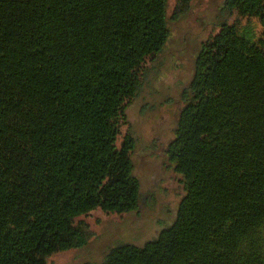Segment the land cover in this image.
<instances>
[{"label":"trees","instance_id":"1","mask_svg":"<svg viewBox=\"0 0 264 264\" xmlns=\"http://www.w3.org/2000/svg\"><path fill=\"white\" fill-rule=\"evenodd\" d=\"M248 18L264 28V0H0V264H264ZM164 107L169 137L144 144L135 124ZM170 170L173 196L145 187Z\"/></svg>","mask_w":264,"mask_h":264},{"label":"rangeland","instance_id":"2","mask_svg":"<svg viewBox=\"0 0 264 264\" xmlns=\"http://www.w3.org/2000/svg\"><path fill=\"white\" fill-rule=\"evenodd\" d=\"M243 23L244 25L242 27V33L248 39L252 41H256V39L259 38L262 32L264 31V28L260 20L257 18L244 19ZM187 30H188V27L186 26L185 18L175 23L173 25L174 36H173L171 43L168 45V48L175 49V48L181 47L183 45L182 38ZM174 117H175L174 107H164L163 109L159 111L157 115L150 116L149 118L145 116V118L141 120V123L140 122L136 123L135 124L136 135L141 136L142 139L145 140L144 144L146 145L149 141L151 143V141L153 140V138H155L156 135L162 136L163 138L164 137L168 138L170 135V132H169L170 120H172ZM126 131H127V126H122L121 133L118 138V144H121V142L123 141ZM163 172L165 175L164 174L160 175L159 178H157L158 180L154 178L155 176L151 179V181L144 180L145 187L147 188L155 183V185H157V189L160 195L173 196L175 191H179V188H180L178 186L179 175L176 172L171 171V170L168 174L166 173V171H163ZM108 223L114 226V224L110 221H107L106 225H108ZM115 227L117 228V226ZM159 228H160L159 225L152 224L150 225V228L145 227L144 230L141 231V233L132 232L131 234L134 233L133 235L137 238H143V237L152 238L158 233V230L160 231L162 229V228L161 229ZM146 229L148 230L146 231ZM54 263L55 264H77V259H75V257L67 253V254L62 255L60 259L55 260Z\"/></svg>","mask_w":264,"mask_h":264}]
</instances>
